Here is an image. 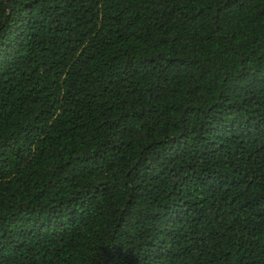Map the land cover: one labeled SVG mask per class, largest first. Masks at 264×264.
Instances as JSON below:
<instances>
[{
    "label": "trees",
    "instance_id": "16d2710c",
    "mask_svg": "<svg viewBox=\"0 0 264 264\" xmlns=\"http://www.w3.org/2000/svg\"><path fill=\"white\" fill-rule=\"evenodd\" d=\"M0 264H264V0H0Z\"/></svg>",
    "mask_w": 264,
    "mask_h": 264
}]
</instances>
